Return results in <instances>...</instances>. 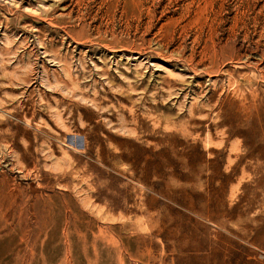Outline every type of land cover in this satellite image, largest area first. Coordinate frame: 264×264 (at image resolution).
<instances>
[{"label":"rangeland","instance_id":"obj_1","mask_svg":"<svg viewBox=\"0 0 264 264\" xmlns=\"http://www.w3.org/2000/svg\"><path fill=\"white\" fill-rule=\"evenodd\" d=\"M0 264H264V0H0Z\"/></svg>","mask_w":264,"mask_h":264}]
</instances>
